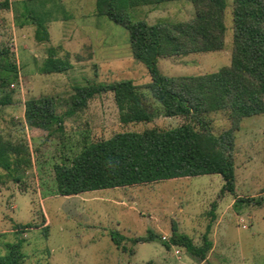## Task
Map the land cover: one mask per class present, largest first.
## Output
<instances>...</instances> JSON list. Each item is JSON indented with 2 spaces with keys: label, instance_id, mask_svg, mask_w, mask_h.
I'll return each instance as SVG.
<instances>
[{
  "label": "rangeland",
  "instance_id": "rangeland-1",
  "mask_svg": "<svg viewBox=\"0 0 264 264\" xmlns=\"http://www.w3.org/2000/svg\"><path fill=\"white\" fill-rule=\"evenodd\" d=\"M8 1L9 7L0 5V45L15 53L20 79L10 88L13 102L0 106V134L27 143L32 162L19 180L10 176L0 183V254L7 252L8 243L24 239V264H264V201L262 205L244 201L236 206L240 199L264 198V114L244 118L236 131L233 193L222 191L225 181L220 174H205L64 196L58 191L56 163H69L85 146L118 132L172 128L187 120L164 114L148 87L151 76L147 67L132 54L128 29L99 15L97 0ZM226 1L224 49L160 58L163 73L196 75L230 64L233 0ZM129 11L133 20L151 24L187 20L196 14L190 0L142 5ZM28 15L46 23L49 40L37 39V26L29 23ZM51 46L58 49L57 56L69 55L72 68L39 71ZM125 79L138 86L153 110L152 121L124 123L111 91L94 96L82 110L67 117L61 135H51L49 129L30 125L25 119V103L31 97L55 95L58 112L63 113L76 85ZM211 117L215 133L231 125L225 112ZM20 222L38 226L18 235L15 225ZM175 224L197 245L209 233L213 247L206 260L193 257L183 247L163 245L161 241L171 237ZM150 230L161 241H135L148 236ZM112 231L124 236L121 246L115 244Z\"/></svg>",
  "mask_w": 264,
  "mask_h": 264
},
{
  "label": "trees",
  "instance_id": "trees-1",
  "mask_svg": "<svg viewBox=\"0 0 264 264\" xmlns=\"http://www.w3.org/2000/svg\"><path fill=\"white\" fill-rule=\"evenodd\" d=\"M167 1L171 0H97V13L107 15L128 29L132 54L147 67L151 76L148 87L163 106L164 114L182 116L187 121L172 128L122 131L90 143L69 163L54 165L60 194L70 196L205 174H220L225 181L222 191H235L236 131L244 118L264 114V0H233L230 64L216 71L180 76L163 73L159 59L223 50L227 1L190 0L196 14L181 21L159 20L151 24L145 20L135 21L130 16V8ZM0 5L9 7V1ZM28 16L31 18L29 23L37 26V39L49 40L46 23L33 15ZM57 52L55 46L49 47V55L38 67L41 73L64 72L72 68L69 55L60 57ZM19 79L20 68L15 53L0 45V106L13 102L14 90L10 88ZM107 91L114 93L124 123L153 120L152 108L145 103L132 79L76 85L69 107L63 113L58 112L59 101L55 95L31 97L25 103V119L30 125L49 129L51 135H61L67 117L82 110L94 96ZM216 112H225L231 124L221 133L213 130L211 116ZM31 162L27 143L0 134V169L5 170L0 173V183L10 176L19 180L21 172L31 166ZM244 201L262 205L264 198L240 199L236 206ZM37 226L33 222H20L15 228L18 235H22ZM211 226L209 224L208 232ZM47 230L45 226V234ZM111 236L115 244L121 246L124 236L118 231H112ZM203 239L204 242L197 245L175 224L167 241H161V237L151 230L148 236L135 241L160 240L168 249L183 247L193 257L206 260L213 241L209 233H205ZM23 241L8 243L7 252L0 254V264H24Z\"/></svg>",
  "mask_w": 264,
  "mask_h": 264
}]
</instances>
